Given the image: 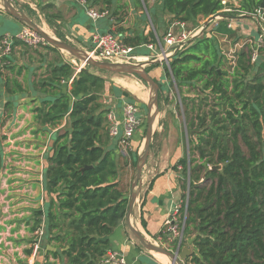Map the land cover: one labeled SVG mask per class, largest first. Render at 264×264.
<instances>
[{"label": "trees", "instance_id": "trees-1", "mask_svg": "<svg viewBox=\"0 0 264 264\" xmlns=\"http://www.w3.org/2000/svg\"><path fill=\"white\" fill-rule=\"evenodd\" d=\"M85 1L101 12L109 11L119 23L130 8L122 0ZM134 1L136 9L148 13L154 29L125 36L124 42L131 47L155 42L174 22L189 24L219 13L227 15L223 0H154L152 5L150 0ZM238 1L236 14L252 16L264 2ZM44 16L51 26V16ZM54 17L60 19L58 13ZM123 28L119 31L126 32ZM17 44L23 43L14 37ZM45 48L56 56L32 82L27 83L28 67L12 61L10 55L0 63L13 74L0 69V106L9 111L8 117L19 99L31 97L38 132L59 128L43 173L45 208L34 212L29 232L42 231L44 260L104 264L113 252L110 236L125 221L129 208V195L121 183V156L107 130L109 109L102 103L106 81L91 70L97 68L75 74L74 64L59 50ZM248 57L241 52L232 72L229 67L230 71L222 70L227 60L215 37L208 35L194 39L166 68L179 89L202 83L203 92L209 91L214 101L211 113L203 106L198 113L205 131L190 140L192 158L180 159L172 167L181 168L183 200L188 203L183 245L185 239L193 238L196 249L186 264H264V61L252 65ZM254 67L262 75L248 80ZM216 106L220 109L215 110ZM196 127L192 121L193 133ZM142 225L146 227L144 220ZM25 252L31 256L33 248Z\"/></svg>", "mask_w": 264, "mask_h": 264}, {"label": "rangeland", "instance_id": "rangeland-1", "mask_svg": "<svg viewBox=\"0 0 264 264\" xmlns=\"http://www.w3.org/2000/svg\"><path fill=\"white\" fill-rule=\"evenodd\" d=\"M11 2L20 13L26 15L52 37L65 41L78 49L85 51L83 48H87L91 50L92 45L84 47L85 45H81L78 42L63 39L65 38V34L62 31V26L65 21L62 18L56 19L54 17L56 12L43 11V13L40 11H32L26 5L27 1L25 0H11ZM229 6L232 11L224 13H227V15L231 13L230 15L238 16L239 14H236L237 11L234 10L236 6L232 1L229 3ZM44 14L51 16L49 18L51 26L46 23ZM147 16L148 13L145 11L142 20L141 18H137L138 20L135 26H133V28H137L136 32L133 29L127 33L121 32L119 29L122 27L119 25H117L115 31L117 33L120 32L123 36H132L135 33L143 32V27L151 30V22L149 23ZM216 16L218 17L212 22L200 19L196 21L199 22L197 23L198 25H196V22L189 23L187 24L188 29L193 31L194 35L199 34H197L198 37L196 39L208 35L215 37L218 48L221 49L222 53H227L228 55H230L231 50L234 53L243 50L246 43L252 39L251 37L255 36L256 30L259 28L258 16H253L249 17L248 22L243 23L238 30H234V35L228 34V36L222 37L217 30L222 23L227 22L228 18L223 13H219ZM0 17H3L0 18V36L9 33L11 34L9 36L16 37L24 27L5 12L2 0H0ZM229 24L232 25L231 29H233L234 24L228 21L227 27ZM123 29L126 30L127 28L124 27ZM5 36L0 37V44ZM193 41L187 42L185 48L181 51H186L192 45ZM160 51L161 49L157 45L154 51L139 49L136 51V54L153 56ZM60 53L64 55L63 57L66 61L79 63L68 52L60 51ZM44 54L47 56H44ZM19 55L22 59L24 58V61H22L24 64L22 65L26 66L28 63L33 64V61L41 64L43 63V58L47 57L44 61L46 64L44 63L43 68H37V70H34V73L27 72L28 83L32 78H36V76H40L45 72V66L52 60L50 57L55 58L56 53L49 51L45 46L30 48L25 47L23 44H17L14 46L10 57L12 61L21 63V58L18 57ZM227 61L228 65L222 67L224 71L231 70L229 67L231 66V61L229 59ZM144 62L146 71L155 79L160 87V96L158 100L159 111H157L156 107L153 110V113H157V119L154 126L149 159L141 176V195L151 181L150 177L152 174L149 171L156 167V165H158V169H161V166H169L173 161H176V164L180 159L192 158L190 155V140L196 133L205 131V128L200 126L197 119L200 108L203 106L206 112L211 113V108L214 106V101L211 100L212 97L209 91L203 92L204 84L195 82L193 85L179 89L172 77L168 76V72L166 71V68L168 69L167 64H158L157 67H153L156 63H153L151 59L148 62ZM228 67L230 70H228ZM0 69L4 71V74L13 77V74L9 70L4 67H0ZM156 69L161 72L160 75L155 73ZM91 70L96 75L103 77L106 81L107 90L102 98V103L107 109L116 108L122 100L136 104L140 109L141 121L132 142L131 159L128 160L124 156L119 157V164L123 170V189L130 196L136 173L134 161L137 163L140 153L144 150L149 115L148 105L154 97V93L149 84L138 75H116L106 71ZM258 75L261 76L262 74L254 67L248 80H252ZM19 79L22 81V76ZM127 82L128 84H126ZM131 87H135L138 90H135V92ZM206 97L209 98L206 99ZM185 98L187 99L186 102L183 100ZM30 99L31 97L19 99L16 105L17 107H14L13 111H10V117H8L9 111H4V108L0 106V113L3 114L2 116L0 114V124L4 121L2 127L0 126V264H31L33 258L34 264H37L38 261V264H41L43 263V257L46 252L42 248L44 241L42 239V231L39 234L37 232L31 233L29 229L32 225L34 212L45 208L44 201L46 194L43 191V171L48 165L47 157L51 154V150L49 149L53 145L56 132L54 130L50 132H38L40 131V127L33 114V109L36 104L29 102ZM6 100L7 98L4 97L2 104ZM219 109L220 107H215V110ZM210 120L209 117L207 125L210 124ZM192 121H195V125L197 126L194 131L195 133L190 128ZM114 142L117 143L116 141ZM195 156L197 157L196 154ZM180 169L178 171H181ZM184 201L182 199L181 205H183ZM29 222H31L30 225ZM33 240L38 242L33 243ZM148 241L157 246H162L159 241ZM36 245L39 248L36 256L33 257V254L27 256L25 251L33 248L34 252ZM139 245L144 249L140 243ZM184 247L194 248L191 242L186 239ZM41 251H43V254L39 258ZM154 255L157 259L171 264L169 258L164 259L159 256L160 254ZM55 263L59 264V262H54L51 258L49 264Z\"/></svg>", "mask_w": 264, "mask_h": 264}, {"label": "built area", "instance_id": "built-area-1", "mask_svg": "<svg viewBox=\"0 0 264 264\" xmlns=\"http://www.w3.org/2000/svg\"><path fill=\"white\" fill-rule=\"evenodd\" d=\"M143 1V0H142ZM231 0H223L222 4L225 7L224 12H231L229 3ZM78 3L83 7L85 14L93 23L110 18L109 11H99L95 7H91L87 1L78 0ZM238 9V8H237ZM261 9L257 11V21L259 28L255 32V36L246 43L243 50L236 53L231 50L230 55L222 53L226 60H230L231 72L236 67L239 55L241 52H247L252 65H257L264 61V12L261 14ZM242 13V12H241ZM243 14V13H242ZM231 29L232 25H228ZM151 29H154L151 25ZM198 34V33H197ZM197 34L188 29L187 23L174 22L171 27L163 34L162 37L156 36L155 42H148L138 47L128 46L124 42V37L116 31L106 34L95 33L92 37V48L88 52L89 55L98 61L121 64H144L150 59L152 62H159L160 64H167L170 69V60L176 51H181L185 48L187 42L189 43ZM199 35V34H198ZM20 42L30 48H38L46 46L44 40L33 30L23 27L20 33L16 36ZM239 39V38H238ZM255 40V41H254ZM0 44V62L2 58L11 55L14 49V37L6 35ZM238 42V41H237ZM159 46L161 51L153 56H142L136 54L139 49H148L154 51L156 46ZM165 45V46H164ZM237 46V45H236ZM234 48V47H232ZM235 55V57H234ZM143 62V63H142ZM228 62V61H227ZM75 66V74H78L82 69H85L84 63L72 62ZM122 114L116 108H110L106 115L107 130L112 141H116L115 145L118 148L120 156L126 159H131V146L137 129L140 125V109L136 104L121 101ZM188 203L183 202V205H175L171 215L166 219L163 230L161 232L160 244L167 249H174L176 244L184 240L185 216L187 215ZM43 234V233H42ZM166 237V238H165ZM175 244V247H172ZM36 247V248H35ZM34 247L33 257L38 252V246ZM104 264H127L117 253L112 252L108 255Z\"/></svg>", "mask_w": 264, "mask_h": 264}, {"label": "crops", "instance_id": "crops-1", "mask_svg": "<svg viewBox=\"0 0 264 264\" xmlns=\"http://www.w3.org/2000/svg\"><path fill=\"white\" fill-rule=\"evenodd\" d=\"M25 1H27L26 5H28V7L32 11H40V12L54 11L58 13L60 15V18L64 19L65 21L64 25L62 26V31L65 34V39L69 41L78 42L81 45H85L84 47H86L87 45L88 46L92 45V37L93 35H95V33H100V34L110 33L112 31H115L117 25H119L120 27L127 28L126 33L130 32L131 29H133L134 32H136L137 28L136 27L133 28V26H135V23L138 20L137 18H141L142 20V16H143V12L135 8L134 0H122V3L127 2L130 8L126 12L127 17H125L124 21L121 23L117 22L115 19H112L111 17L102 19L97 23H93L85 14L83 7L78 3V0H25ZM231 1L235 4L237 9L239 7V1L238 0H231ZM150 2L152 5L154 0H150ZM225 17L228 18L227 22L222 23L220 28L217 30L219 34L222 35V37H226L228 36V34L234 35L235 33L234 30H238V28L241 25H243V23L248 22L249 17H253V16L249 14H242V15L239 14L238 16L226 15ZM147 19L150 23L151 20L149 16H147ZM166 20L169 19L167 18ZM228 21L234 24L233 29H229L227 27ZM138 29L140 30V28ZM142 30L143 31L145 30L144 31L145 34H148L150 32L149 28L143 27ZM163 34H161V37L163 36ZM4 35H11V34L6 33ZM83 49H85V51L87 52L90 51L87 48H83ZM44 56L47 55L44 54ZM18 57L21 58V63L18 64L22 66V64H24L22 63V61H24V58L22 59L20 55ZM50 58L53 59L52 57ZM45 59H47V57H45ZM32 63L33 64H29V63L27 64L28 67L27 72L29 73L30 72L34 73V70H37V68L44 67L43 63L41 64L35 63V61H33ZM158 64L160 65V63ZM157 69L155 70V73L160 75L161 72L157 71ZM34 79L35 78H32L30 82L34 81ZM126 84H128V82ZM116 109L119 112V115H121L122 114L121 103L119 104V106L116 107ZM65 125L66 124L64 123L60 127V129L65 127ZM58 129H55L54 131L56 132ZM114 143L115 142L111 140V144L114 145ZM175 162L176 161H173V163L169 166H161V169H158L157 167L158 165H156V167H154L151 171H149V173L152 174V176L150 177L151 181L144 190V193L141 195V191H142L141 190L137 198V202L135 205V212H134L135 214L131 218V222L147 240L160 242L161 239L160 235L163 230V226L166 219L171 215L174 206L180 205L182 202L183 199V190L181 187L182 173L181 171L172 169ZM122 176H123V170L121 175V183L123 187ZM142 220H144L146 223L145 228L142 225ZM134 238L135 237L128 229L125 219V221L116 229L115 233L112 236H110V240L112 243V251L117 253L127 264H167L166 262L157 259V257H155L154 255L156 253L144 251L145 249H143L139 245L137 239ZM186 240L190 241L191 244L193 245V238ZM33 261L31 264H34ZM49 261L50 260H44L43 258V263L41 264H49Z\"/></svg>", "mask_w": 264, "mask_h": 264}, {"label": "water", "instance_id": "water-1", "mask_svg": "<svg viewBox=\"0 0 264 264\" xmlns=\"http://www.w3.org/2000/svg\"><path fill=\"white\" fill-rule=\"evenodd\" d=\"M2 2L4 5L5 12L8 15H10L14 20H16L22 26L29 28L33 30L34 32H36L48 46L55 48L59 51L68 52L71 56L76 58L79 62L84 63L85 68L87 67L97 68L101 71H106V72L113 73L116 75H138L149 84V86L151 87L154 93V97L151 99L148 105L149 115H148V125H147V132H146V142H145L144 150L142 153H140L139 158L136 163V173H135L134 182L132 184L131 194L129 196V208H128V212L126 215V223L132 235L144 247L145 250H147L148 252L166 256L167 258L171 260V264H186L187 260L191 258V256L196 252L195 247L194 248L184 247L182 241L178 242L176 244V247L171 250L165 248L164 246H159V245L157 246L149 242L131 222V218L135 214L134 212H135V205L137 202V198L141 191L142 172L149 159L152 138L154 135V126H155V122L157 119V113H153V110L156 107L157 111H159L158 110V100L160 96V87L155 81V79H153L150 76V74L146 71L145 63L144 64H121V63L115 64V63H109V62H104V61H98L95 58L91 57L87 51L78 49L65 41L59 40L49 35L40 26L34 23L30 18L20 13L14 7L11 0H2ZM260 12L261 14L264 12V2L261 5ZM217 17L218 16L216 15L211 17L208 20V22L214 21ZM195 38H197V36ZM190 42H192V40ZM177 53L178 51H176L172 57H174ZM156 63L158 64L159 62H156ZM89 168L90 167H87L86 169H89Z\"/></svg>", "mask_w": 264, "mask_h": 264}, {"label": "bare ground", "instance_id": "bare-ground-1", "mask_svg": "<svg viewBox=\"0 0 264 264\" xmlns=\"http://www.w3.org/2000/svg\"><path fill=\"white\" fill-rule=\"evenodd\" d=\"M132 88V90H138L137 88H135V87H131ZM136 92V91H135ZM140 92V91H139ZM159 256H161V257H163L164 259H167V257L166 256H164V255H159ZM164 259H162V260H164Z\"/></svg>", "mask_w": 264, "mask_h": 264}]
</instances>
